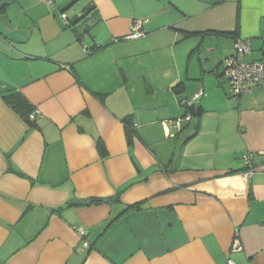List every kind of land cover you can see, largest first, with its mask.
<instances>
[{"label": "crops", "instance_id": "1", "mask_svg": "<svg viewBox=\"0 0 264 264\" xmlns=\"http://www.w3.org/2000/svg\"><path fill=\"white\" fill-rule=\"evenodd\" d=\"M262 32L264 0H0V264H264V82L234 98L222 75Z\"/></svg>", "mask_w": 264, "mask_h": 264}, {"label": "built area", "instance_id": "2", "mask_svg": "<svg viewBox=\"0 0 264 264\" xmlns=\"http://www.w3.org/2000/svg\"><path fill=\"white\" fill-rule=\"evenodd\" d=\"M49 3L51 0H44ZM65 18V14L62 13ZM145 31L142 29V21L134 20L130 32L124 36L127 39H138L145 36ZM259 57L249 58L252 53V40L249 38L235 37L233 41V52L224 60L222 75L226 79L229 87V94L234 98H239L242 95L250 92L254 87L259 86L264 82V32L260 35ZM203 95V90H198L191 99H180L182 105L190 106L195 100ZM36 110L34 109L30 117H34ZM190 114L184 116L185 120H190ZM182 119H176L174 124L180 126ZM251 153L247 152L243 155L244 165L247 167V174L251 173ZM80 237H83L85 232L81 228H77ZM82 245L87 246L88 242L82 239ZM231 248L236 250L241 248V243L237 231L234 233ZM226 264H234L230 259Z\"/></svg>", "mask_w": 264, "mask_h": 264}, {"label": "trees", "instance_id": "3", "mask_svg": "<svg viewBox=\"0 0 264 264\" xmlns=\"http://www.w3.org/2000/svg\"><path fill=\"white\" fill-rule=\"evenodd\" d=\"M94 7L91 8V12H93ZM223 34H228V33H223ZM181 86L182 83H179ZM176 91H179V89H176ZM95 96L103 100L104 95L101 93H95ZM4 100L14 109L16 112L20 114V116L31 126L34 125V117L31 118L30 115L33 112L34 109L28 104L26 99L19 95L17 92H10L6 93L3 95ZM182 99V98H180ZM184 106V114L183 117L186 116L187 114H190V116H194L196 118L200 117L201 114L203 113V109L201 105L193 102L190 106ZM124 127L126 129V141H127V146L131 147L132 142H133V136L134 132L130 129V126L132 128L133 124L131 123V120L129 118H124L123 119ZM198 131V127L196 126L194 132L192 133V136L195 135V133ZM96 148L98 150V153L100 154L101 158H104L107 154L106 149L104 147V144L102 141L97 138L96 139ZM133 164L136 168L137 171H139L138 165L135 163V161L132 159ZM119 194L120 192H117L113 196L109 197H89L86 199H70L68 200L65 205L62 208H68V207H76V206H91V205H99V204H108L111 201H119ZM138 208L139 204L131 205L128 206V208Z\"/></svg>", "mask_w": 264, "mask_h": 264}, {"label": "rangeland", "instance_id": "4", "mask_svg": "<svg viewBox=\"0 0 264 264\" xmlns=\"http://www.w3.org/2000/svg\"><path fill=\"white\" fill-rule=\"evenodd\" d=\"M90 16H91V15H90ZM90 16H86L85 18H83L82 21L80 22V24H84V23H86L87 21H89ZM258 53H259V51H258ZM192 94L194 95V91H193V93H192V92L190 93L188 99H191V98H192V96H193ZM198 99H199V98H198ZM198 99H197V100H198ZM197 100H195V101H197ZM195 101H194V102H195ZM180 118H181L182 120H185L184 117H180ZM182 122H183V121H182ZM170 140H171V139H170ZM161 142H162V140H161ZM163 142H164V141H163ZM170 143H171V142H170ZM177 153H178V152H176V154H177Z\"/></svg>", "mask_w": 264, "mask_h": 264}, {"label": "water", "instance_id": "5", "mask_svg": "<svg viewBox=\"0 0 264 264\" xmlns=\"http://www.w3.org/2000/svg\"><path fill=\"white\" fill-rule=\"evenodd\" d=\"M86 15H87V12H84V13L80 16V18H83V17H85ZM75 22H77V20H76Z\"/></svg>", "mask_w": 264, "mask_h": 264}]
</instances>
